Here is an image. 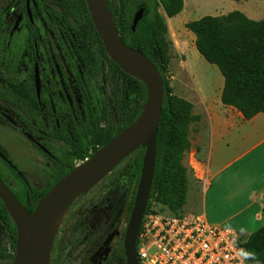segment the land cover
<instances>
[{
	"label": "trees",
	"instance_id": "1",
	"mask_svg": "<svg viewBox=\"0 0 264 264\" xmlns=\"http://www.w3.org/2000/svg\"><path fill=\"white\" fill-rule=\"evenodd\" d=\"M107 1L123 41L146 54L157 65L164 80L155 170L146 212L160 205L175 215H181L187 202L188 189L184 158L191 147V124L199 121L201 116L194 113V104L190 100L175 93L168 77L170 56L166 17L172 18L181 13L185 1L146 2L143 5L148 13L138 22L136 30L132 29L133 18L126 9V0H118L120 8ZM65 3L75 6L78 14L81 5L85 8L86 17L78 16L80 29L76 30L77 51L74 59L78 58L80 70L73 65L71 88V94L76 95L74 90H77L82 99L80 106L73 101L71 114L64 120L66 124H61L60 128L55 125L54 135L69 141L70 148L57 151L59 163L56 168H51V179L44 186L36 187L30 180L17 175L18 185L12 190L30 213L63 176L129 127L142 114L148 101L145 80L127 73L107 52L91 20L86 0H66ZM159 7L164 13L160 12ZM185 27L195 34V46L199 53L206 61L216 65L225 78L222 102L237 108L246 118L264 111V18L255 20L240 10H232L222 15H204L190 20ZM99 79L103 80V84ZM92 85L97 90L96 96L92 93ZM108 86L113 91L112 108L107 96H104L108 93ZM67 124L70 132L65 130ZM145 151V147L139 146L131 152L122 161L123 166L113 180L114 185L122 190L126 187L129 192L123 213L125 223H128L134 205ZM0 224L15 247L17 224L1 198ZM115 239L120 243V251L125 254L124 238L120 239L118 233ZM57 241L56 236L50 264H56L54 254ZM240 244L244 250L255 254L254 259L247 260L253 264L264 262V226L248 238H242Z\"/></svg>",
	"mask_w": 264,
	"mask_h": 264
},
{
	"label": "rangeland",
	"instance_id": "2",
	"mask_svg": "<svg viewBox=\"0 0 264 264\" xmlns=\"http://www.w3.org/2000/svg\"><path fill=\"white\" fill-rule=\"evenodd\" d=\"M110 1L112 5L121 7V3L118 0ZM149 1L126 0L125 6L128 13L134 18L137 10L141 7L145 9L144 15L148 13L146 6L143 4ZM184 1V8L181 13L172 18L166 17L168 24L166 38L170 56L167 74L171 85H174V90L179 88L180 83L173 82V76L180 77L184 73L186 59L196 69V75L203 82H206L208 78L209 66L219 70L218 67L212 65L200 55L195 46V34L185 27V23L204 15L225 14L231 10L233 5L235 7L241 4L250 5L248 4L249 0ZM106 2L108 5L107 0ZM159 10L164 13L162 7H159ZM73 65L75 69L80 70L74 60ZM26 75L28 77V74H24V76ZM99 82L103 84L102 79H99ZM186 82L190 85L188 79ZM91 89L96 96L97 90L95 86L92 85ZM112 92L111 87L108 86V93L104 94V96H107L110 108L113 107ZM74 94L79 97L77 100L80 101L82 99L77 90H74ZM102 97L103 95H101ZM199 127H204V124H200L198 121L191 124V129L196 131ZM54 146L58 148V144ZM0 148L15 164L20 171V176L23 179L30 180L34 186L42 187L51 179L47 174L46 162L36 148L18 129L9 126L1 118ZM185 156V166L190 164V160L192 164L194 163L191 156L187 153ZM122 161L103 173V175L96 177L90 186L78 194L70 204L66 212L67 215L65 214L57 233V249L54 254L56 264H126L125 254L120 251V243L115 239L118 233L120 234V239L124 238L127 228L123 213L129 192L126 187L122 190L113 184V180L117 177V172L123 166ZM7 167L1 168L3 172L8 170ZM201 200L199 184L197 182H189L188 177L187 202L184 205L183 214L199 212ZM155 208L168 214H174L160 205H156ZM15 253L16 244L14 247L10 236L0 224V264H13ZM258 262L259 264H264V262ZM254 264H257V262Z\"/></svg>",
	"mask_w": 264,
	"mask_h": 264
},
{
	"label": "flooded vegetation",
	"instance_id": "3",
	"mask_svg": "<svg viewBox=\"0 0 264 264\" xmlns=\"http://www.w3.org/2000/svg\"><path fill=\"white\" fill-rule=\"evenodd\" d=\"M65 2L0 0V118L36 148L49 177L51 168L59 163L57 151L70 148L69 141L54 135L55 125L60 128L66 124L74 100L76 106L81 104L71 88L73 60L80 66L78 58L74 59L78 16L86 17L85 8L81 5L78 14L75 6ZM65 130L70 132L68 124ZM5 166L8 170L3 172ZM0 173L11 189L17 187L20 171L1 148Z\"/></svg>",
	"mask_w": 264,
	"mask_h": 264
},
{
	"label": "crops",
	"instance_id": "4",
	"mask_svg": "<svg viewBox=\"0 0 264 264\" xmlns=\"http://www.w3.org/2000/svg\"><path fill=\"white\" fill-rule=\"evenodd\" d=\"M248 4L233 5L230 11L240 10L255 20L264 18V0ZM209 67L203 82L186 59L184 73L172 80L180 83L176 93L194 104V113L201 116L198 122L204 124L189 134L191 147L186 153L194 160L186 165L189 182L200 186L197 213L246 239L264 226V111L246 118L237 108L225 105V78L220 70Z\"/></svg>",
	"mask_w": 264,
	"mask_h": 264
},
{
	"label": "water",
	"instance_id": "5",
	"mask_svg": "<svg viewBox=\"0 0 264 264\" xmlns=\"http://www.w3.org/2000/svg\"><path fill=\"white\" fill-rule=\"evenodd\" d=\"M86 3L94 27L110 56L127 73L145 80L148 88V101L142 114L129 127L63 176L38 201L33 213L29 212L27 207L0 176V198L5 202L6 206L7 202L13 205L18 214L17 218L13 217L18 230L13 264H33L38 252L41 232L47 214L51 206L58 202L64 194L77 189L81 180L85 177L96 175L110 165L115 167L136 148L143 146L146 148L143 167L124 237L126 264H140L136 243L153 183L157 137L165 93L164 80L157 65L146 54L123 41L114 20V15L110 11L106 0H86ZM144 12L145 9L143 7L137 10L133 18V30L136 29ZM134 52L140 54V59H135V56H133ZM122 62L133 65L134 69L123 65ZM35 78L38 94H40L38 67L35 70ZM9 119L12 120L10 117ZM1 155L5 157L4 154L1 153ZM105 172H101V174Z\"/></svg>",
	"mask_w": 264,
	"mask_h": 264
},
{
	"label": "built area",
	"instance_id": "6",
	"mask_svg": "<svg viewBox=\"0 0 264 264\" xmlns=\"http://www.w3.org/2000/svg\"><path fill=\"white\" fill-rule=\"evenodd\" d=\"M241 239L203 213L175 215L153 208L144 214L136 251L140 264H253L241 255Z\"/></svg>",
	"mask_w": 264,
	"mask_h": 264
},
{
	"label": "bare ground",
	"instance_id": "7",
	"mask_svg": "<svg viewBox=\"0 0 264 264\" xmlns=\"http://www.w3.org/2000/svg\"><path fill=\"white\" fill-rule=\"evenodd\" d=\"M133 56H135V59H140V54L138 52H134ZM122 64L134 69L133 65L126 64L124 62H122ZM112 167L113 165H110L107 169H104L101 172H105ZM101 172L96 175L85 177L83 180H81L77 189L71 190L70 192L64 194L58 202L51 206L42 228L39 248L33 264H50L51 249L53 248L52 246L54 245L55 238L59 231L58 229L70 204L78 194H80L90 186L93 180L98 175H100ZM7 208L14 218L18 217L17 210L13 205L7 202Z\"/></svg>",
	"mask_w": 264,
	"mask_h": 264
},
{
	"label": "clouds",
	"instance_id": "8",
	"mask_svg": "<svg viewBox=\"0 0 264 264\" xmlns=\"http://www.w3.org/2000/svg\"><path fill=\"white\" fill-rule=\"evenodd\" d=\"M241 255L243 256L244 259H254L255 258V254L247 250H241ZM257 264H259L258 261H257Z\"/></svg>",
	"mask_w": 264,
	"mask_h": 264
}]
</instances>
